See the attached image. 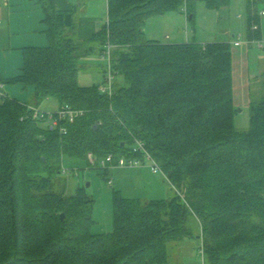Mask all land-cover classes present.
<instances>
[{
	"label": "trees",
	"instance_id": "1",
	"mask_svg": "<svg viewBox=\"0 0 264 264\" xmlns=\"http://www.w3.org/2000/svg\"><path fill=\"white\" fill-rule=\"evenodd\" d=\"M197 1L108 0L107 22L77 39L75 9L36 0L49 43L24 47L22 73L7 80L32 85L36 105L0 97V264H171L169 244L194 235L205 264H264V95L250 100V125L238 129L233 43L166 42L144 30L172 10L195 29ZM256 3L247 4L249 38L261 35ZM97 47L104 72L123 75L111 93L100 89L106 78L78 82L80 60ZM49 97L84 113L51 128L30 108ZM136 139L176 191L141 200L114 189V228L94 233V198L84 187L57 190L62 157L143 158ZM98 168L109 179L111 168Z\"/></svg>",
	"mask_w": 264,
	"mask_h": 264
},
{
	"label": "rangeland",
	"instance_id": "2",
	"mask_svg": "<svg viewBox=\"0 0 264 264\" xmlns=\"http://www.w3.org/2000/svg\"><path fill=\"white\" fill-rule=\"evenodd\" d=\"M247 4L248 0H229L228 4L221 8H214L209 7L204 0H198L195 24V29H197L199 15L200 33L210 36L216 30L220 31V36L225 35L232 39L235 56L233 67L234 102L238 109L235 115V125L242 130L247 129L250 125V100L264 95V47H259L248 36ZM256 7L259 11H263L264 0L257 1ZM209 16L210 21L212 20L210 23L208 22ZM176 17L179 18L180 27L184 31V27L189 23L186 12L172 10L147 18L144 27L146 36L148 38L152 36L150 33V28H152L158 33L159 38L168 40L166 34L170 36L171 31L168 29L167 20L171 21ZM183 17H185L184 22ZM216 17H218L217 22H215ZM153 21L157 22L152 23ZM168 23L171 25L170 22ZM260 26L262 34L259 38L264 40V15H261ZM39 32L44 34L45 31L39 29ZM238 37L242 44L236 45L234 41L238 40ZM241 51L246 53L240 56ZM236 53L239 55L236 56ZM22 58V50L19 47L9 48L7 44H0V70L6 73L0 80H5V85L8 88L6 91L10 96L24 100L23 102H33L34 87L32 85L27 86L22 81H7L19 72ZM80 62L78 82L81 85L107 82L105 81L107 73L104 72V66H102V64L108 63L107 57L99 56L96 51L88 58H82ZM246 68L250 73L248 81ZM122 80L123 75L115 73L112 83L116 85ZM59 104L57 97H49L39 106L42 111L53 112L58 110ZM61 166L62 172L56 178L57 190H63L65 185L67 193L76 194L80 187H84L86 193L95 200L93 209L95 222L92 226L94 233L108 232L114 228V189L121 190L126 197H138L141 200L168 198L176 191V187L162 170L153 171L151 169L149 159L140 165L114 166L107 176L109 179L103 176V169L90 164L88 158L65 154L62 157ZM169 254L171 264H205L201 252V241L196 235L189 236L178 243L171 242Z\"/></svg>",
	"mask_w": 264,
	"mask_h": 264
},
{
	"label": "crops",
	"instance_id": "3",
	"mask_svg": "<svg viewBox=\"0 0 264 264\" xmlns=\"http://www.w3.org/2000/svg\"><path fill=\"white\" fill-rule=\"evenodd\" d=\"M52 2L58 9H71V8L75 9L76 21H77V30H76L77 39H86L91 37L108 20V0H52ZM43 17H44V12L41 6L36 2V0H0V44L2 45L7 44L9 48L19 47L22 50V55H23V49L26 46L47 45L49 39L46 32H44V34L43 33L40 34L39 32V29H42V31H44L46 27L45 24H43L42 22ZM198 18H199V23L197 29L192 28L189 22L184 27L185 28L184 31L180 27L178 17L171 19V21L167 20V26L169 27L168 29H170L171 31L170 36L169 34H166L168 40H162L161 38H159L158 33L155 32L154 29L152 28H150V33L152 34L150 38L157 39L160 41H166V42L167 41L185 42L191 40H198V41L225 40L232 42V39H230V37L229 38L225 37V35L220 36L221 35L220 31L214 30L213 34L210 36H205L204 33L203 34L200 33L199 15ZM217 18L218 17H216L215 22H217ZM260 20H261V15H260ZM184 21H185V17H183V22ZM211 21L209 16L208 22L210 23ZM156 22L157 21H153L152 23H156ZM168 22H170L171 25ZM201 24L204 23L201 22ZM260 31H261V26H260ZM96 51H98L99 56H103L104 58H106L104 53H102L98 47L93 52ZM240 53H241L240 56H242L246 52L241 51ZM89 55H87L84 58H88ZM238 55L239 54L236 53V56ZM234 57L235 56L233 51V67H234ZM20 67L21 68H19L20 70L19 72H17V75L22 73L23 58H22V66ZM246 73H247V81H248V77L250 75L248 68H246ZM4 74L6 75L4 71L0 70V79L3 78ZM6 88L7 85H5V89ZM7 93L9 94L8 91ZM20 101L23 102L24 100H20ZM24 103H27L28 105H36L35 98L33 102L27 101ZM38 107L40 108V106Z\"/></svg>",
	"mask_w": 264,
	"mask_h": 264
},
{
	"label": "built area",
	"instance_id": "4",
	"mask_svg": "<svg viewBox=\"0 0 264 264\" xmlns=\"http://www.w3.org/2000/svg\"><path fill=\"white\" fill-rule=\"evenodd\" d=\"M252 2L258 1V0H251ZM261 15H264V10L260 11ZM255 29H258V24H254ZM240 38L238 37V40L234 41V44L239 45L242 44V42L239 40ZM251 41L255 42L259 47H264V40L260 38H250ZM110 46V45H109ZM108 56L109 52L107 53ZM114 73L111 68H109L108 75L106 76V80L108 81V85H101L100 89L103 91H109L111 93V84L113 81ZM9 94L7 93L5 89V81L0 80V97H7ZM30 108L33 109V116L34 117H39V118H44L43 122L47 126H50L51 128H55L59 126V122L63 119H67L69 122H74L75 119L82 115L84 113V110L82 109H77L72 107L70 104H65L62 105L58 110L53 111V112H47V111H42L39 107L37 106H30ZM61 131L66 132L67 129L65 126L61 127ZM134 150H140L142 151L143 158L139 156H126V155H121L118 159L115 160V157L112 153H110L106 158L98 159L97 156L92 152L89 151L87 153V158L90 162V164L96 166V167H109L112 168L114 166H133V165H140L142 164L146 159H149L151 161V169L153 171H158L162 170L161 165L159 162L151 155V153L147 150L145 147V142L136 139V142L134 144ZM163 171V170H162ZM203 252V250H201Z\"/></svg>",
	"mask_w": 264,
	"mask_h": 264
},
{
	"label": "water",
	"instance_id": "5",
	"mask_svg": "<svg viewBox=\"0 0 264 264\" xmlns=\"http://www.w3.org/2000/svg\"><path fill=\"white\" fill-rule=\"evenodd\" d=\"M62 217H65V214L64 213H62V215H61Z\"/></svg>",
	"mask_w": 264,
	"mask_h": 264
}]
</instances>
